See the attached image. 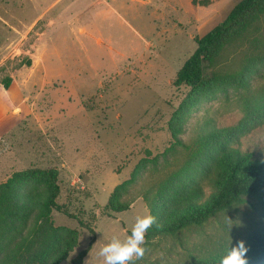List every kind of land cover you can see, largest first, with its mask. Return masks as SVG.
Here are the masks:
<instances>
[{
    "label": "rangeland",
    "instance_id": "obj_1",
    "mask_svg": "<svg viewBox=\"0 0 264 264\" xmlns=\"http://www.w3.org/2000/svg\"><path fill=\"white\" fill-rule=\"evenodd\" d=\"M239 1L108 0L96 5L93 0H0V92L13 82L19 97L28 98L25 105L32 99L38 104L0 136V184L30 168L57 171L58 204L91 229L52 212L54 228L77 232V248L61 264H71L88 247L83 264H98L96 253L104 244L114 236L126 239L136 217L150 214L140 193L148 189L152 195L184 162L177 140L192 144L196 133L214 126L224 130L218 144L227 145L224 132L233 130V147L264 160V116L245 117V106L256 105L263 94H248L228 78L242 70L250 93L264 90V56H259L264 18L233 34L217 60L216 80L199 96L190 98L187 88L173 86L196 49L195 39L222 22ZM41 50L57 78L38 95L26 79L34 62L42 80ZM2 98L7 101V94ZM205 150L215 151L213 146ZM202 152L185 179L197 175L198 180L209 166L210 155ZM122 183L123 200H133L130 208L101 216ZM253 225L254 216L243 206L203 229L144 244L145 255L136 264H187L188 251L205 242L237 239Z\"/></svg>",
    "mask_w": 264,
    "mask_h": 264
},
{
    "label": "trees",
    "instance_id": "obj_2",
    "mask_svg": "<svg viewBox=\"0 0 264 264\" xmlns=\"http://www.w3.org/2000/svg\"><path fill=\"white\" fill-rule=\"evenodd\" d=\"M262 18L264 0H240L222 22L195 39L196 49L176 73L173 86L187 88L190 98L199 96L216 80L217 60L233 34L238 31L235 34L238 35L250 21ZM228 78L248 94H263L256 105L245 106L246 119L263 117L264 90L250 93L249 80L242 70L234 71ZM8 87L9 83L4 84L5 89ZM223 131L211 126L206 133H196L192 144L177 140L176 145L183 147L186 154L184 162L158 183L152 195H148V189L142 190L140 194L157 222L148 230L145 244L160 236L177 238L203 229L217 217L247 206L254 216L252 228L229 242L212 245L205 242L199 249L188 251L187 264H220L231 246L241 240L249 249L248 264H264V160L233 147L230 140L233 130L224 132L227 145L218 144L217 138ZM206 146H213L215 151L202 152ZM201 152L210 155L209 166L201 169L198 180L197 175L185 179ZM57 176L55 169L30 168L0 184V264H61L77 248L76 231L50 224L53 211L83 224L64 204H58L61 187ZM125 185L122 183L111 193L101 216L113 217L130 208L133 200L127 202L122 197ZM82 227L91 231L87 224ZM37 240L39 245L34 247ZM88 250L89 247L79 251L69 262L83 264Z\"/></svg>",
    "mask_w": 264,
    "mask_h": 264
},
{
    "label": "clouds",
    "instance_id": "obj_3",
    "mask_svg": "<svg viewBox=\"0 0 264 264\" xmlns=\"http://www.w3.org/2000/svg\"><path fill=\"white\" fill-rule=\"evenodd\" d=\"M156 218L151 215L137 216L131 234L124 240L112 237L96 253L98 264H136L145 255V237L150 228L156 225ZM249 249L244 241H237L227 255L220 259V264H248Z\"/></svg>",
    "mask_w": 264,
    "mask_h": 264
},
{
    "label": "crops",
    "instance_id": "obj_4",
    "mask_svg": "<svg viewBox=\"0 0 264 264\" xmlns=\"http://www.w3.org/2000/svg\"><path fill=\"white\" fill-rule=\"evenodd\" d=\"M93 3L96 5L108 4V0H93ZM80 32L84 33V29L81 28ZM96 43H98V38L96 39ZM44 55V50H41V66L38 71L42 73V80L36 73L37 65H35L34 62L30 67L32 74L26 79V83L28 84L27 86L32 90H36L35 93H37L38 95L46 91V89H48V86L51 85L52 81L57 78L49 71ZM50 90L54 91L52 94H57L54 87L51 86ZM4 94H7V101L2 98ZM26 100H28V98L25 99L23 96L19 97L18 93L14 90L13 82L9 85L8 89L3 90L2 93L0 92V136L5 134L6 131L8 132L10 130H13V128L18 125L19 121L24 118V114L34 113L38 105L36 100L32 99L31 104L25 105L24 103Z\"/></svg>",
    "mask_w": 264,
    "mask_h": 264
},
{
    "label": "built area",
    "instance_id": "obj_5",
    "mask_svg": "<svg viewBox=\"0 0 264 264\" xmlns=\"http://www.w3.org/2000/svg\"><path fill=\"white\" fill-rule=\"evenodd\" d=\"M96 1H100V0H96Z\"/></svg>",
    "mask_w": 264,
    "mask_h": 264
}]
</instances>
